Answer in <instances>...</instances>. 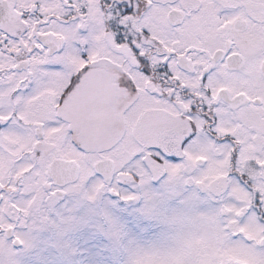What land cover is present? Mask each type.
<instances>
[{"label":"snow or ice","instance_id":"1","mask_svg":"<svg viewBox=\"0 0 264 264\" xmlns=\"http://www.w3.org/2000/svg\"><path fill=\"white\" fill-rule=\"evenodd\" d=\"M0 264H264V0H0Z\"/></svg>","mask_w":264,"mask_h":264}]
</instances>
